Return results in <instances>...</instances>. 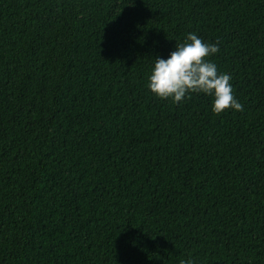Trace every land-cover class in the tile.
I'll return each mask as SVG.
<instances>
[{
  "label": "trees",
  "instance_id": "trees-1",
  "mask_svg": "<svg viewBox=\"0 0 264 264\" xmlns=\"http://www.w3.org/2000/svg\"><path fill=\"white\" fill-rule=\"evenodd\" d=\"M194 33L243 105L147 87ZM264 264V0H0V264Z\"/></svg>",
  "mask_w": 264,
  "mask_h": 264
},
{
  "label": "clouds",
  "instance_id": "clouds-1",
  "mask_svg": "<svg viewBox=\"0 0 264 264\" xmlns=\"http://www.w3.org/2000/svg\"><path fill=\"white\" fill-rule=\"evenodd\" d=\"M218 44L219 41L206 43L194 33L187 34L168 59H155L147 87L158 98L174 103H180L186 96L190 99V93L214 96L212 111L216 115L230 109L243 111V105L233 95L230 75L220 73L210 59L219 52ZM180 264L195 261L189 257L181 259Z\"/></svg>",
  "mask_w": 264,
  "mask_h": 264
}]
</instances>
